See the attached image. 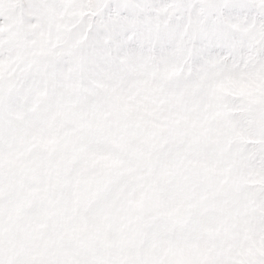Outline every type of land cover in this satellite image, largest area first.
<instances>
[{
    "label": "snow or ice",
    "instance_id": "6c2138e0",
    "mask_svg": "<svg viewBox=\"0 0 264 264\" xmlns=\"http://www.w3.org/2000/svg\"><path fill=\"white\" fill-rule=\"evenodd\" d=\"M0 264H264V0H0Z\"/></svg>",
    "mask_w": 264,
    "mask_h": 264
}]
</instances>
